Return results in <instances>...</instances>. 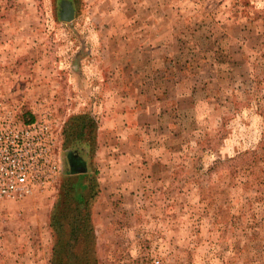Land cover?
I'll use <instances>...</instances> for the list:
<instances>
[{
    "label": "rangeland",
    "instance_id": "rangeland-1",
    "mask_svg": "<svg viewBox=\"0 0 264 264\" xmlns=\"http://www.w3.org/2000/svg\"><path fill=\"white\" fill-rule=\"evenodd\" d=\"M62 1L0 0V101L62 154L51 188L0 201V264H50L78 179L98 264H264V0Z\"/></svg>",
    "mask_w": 264,
    "mask_h": 264
},
{
    "label": "built area",
    "instance_id": "built-area-1",
    "mask_svg": "<svg viewBox=\"0 0 264 264\" xmlns=\"http://www.w3.org/2000/svg\"><path fill=\"white\" fill-rule=\"evenodd\" d=\"M61 162L57 129L48 120L26 123L16 107L1 100L0 201L51 188L62 172Z\"/></svg>",
    "mask_w": 264,
    "mask_h": 264
},
{
    "label": "trees",
    "instance_id": "trees-1",
    "mask_svg": "<svg viewBox=\"0 0 264 264\" xmlns=\"http://www.w3.org/2000/svg\"><path fill=\"white\" fill-rule=\"evenodd\" d=\"M71 2L75 7V0ZM90 120L89 116L80 118L81 130L66 138L65 150L69 156L75 154L76 157L74 151L79 150L78 146H83L79 151V158L87 157L86 149L92 145L83 130L89 128ZM68 163L67 176L71 173ZM81 186L82 181L79 179L75 183L61 185L60 198L54 207L50 223L54 238L50 264H98L94 257V235L88 224L90 213L86 211L89 198L81 192Z\"/></svg>",
    "mask_w": 264,
    "mask_h": 264
},
{
    "label": "crops",
    "instance_id": "crops-1",
    "mask_svg": "<svg viewBox=\"0 0 264 264\" xmlns=\"http://www.w3.org/2000/svg\"><path fill=\"white\" fill-rule=\"evenodd\" d=\"M67 5H69L71 9L74 8V6H73V4H72L71 1H69V0H63L62 1V8H67L66 7Z\"/></svg>",
    "mask_w": 264,
    "mask_h": 264
},
{
    "label": "water",
    "instance_id": "water-1",
    "mask_svg": "<svg viewBox=\"0 0 264 264\" xmlns=\"http://www.w3.org/2000/svg\"><path fill=\"white\" fill-rule=\"evenodd\" d=\"M66 7H67L66 10H70L71 9L69 5H67Z\"/></svg>",
    "mask_w": 264,
    "mask_h": 264
}]
</instances>
